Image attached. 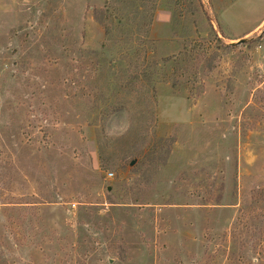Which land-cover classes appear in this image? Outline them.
<instances>
[{
    "label": "rangeland",
    "instance_id": "1",
    "mask_svg": "<svg viewBox=\"0 0 264 264\" xmlns=\"http://www.w3.org/2000/svg\"><path fill=\"white\" fill-rule=\"evenodd\" d=\"M0 264H264V0H0Z\"/></svg>",
    "mask_w": 264,
    "mask_h": 264
},
{
    "label": "water",
    "instance_id": "2",
    "mask_svg": "<svg viewBox=\"0 0 264 264\" xmlns=\"http://www.w3.org/2000/svg\"><path fill=\"white\" fill-rule=\"evenodd\" d=\"M244 41H246V39H245V38H243V39H240V40H239V43H242V42H244ZM131 164H133V162H131Z\"/></svg>",
    "mask_w": 264,
    "mask_h": 264
},
{
    "label": "built area",
    "instance_id": "3",
    "mask_svg": "<svg viewBox=\"0 0 264 264\" xmlns=\"http://www.w3.org/2000/svg\"><path fill=\"white\" fill-rule=\"evenodd\" d=\"M107 175H108L109 177H111L113 174L109 172Z\"/></svg>",
    "mask_w": 264,
    "mask_h": 264
}]
</instances>
